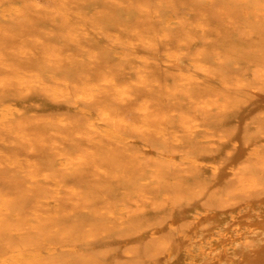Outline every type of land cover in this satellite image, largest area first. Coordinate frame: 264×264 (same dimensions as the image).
Wrapping results in <instances>:
<instances>
[{
  "label": "rangeland",
  "instance_id": "rangeland-1",
  "mask_svg": "<svg viewBox=\"0 0 264 264\" xmlns=\"http://www.w3.org/2000/svg\"><path fill=\"white\" fill-rule=\"evenodd\" d=\"M5 1L0 0V4H4ZM10 1H12V2H10ZM43 1L42 0H37V1L34 0L32 3L35 5V7L33 8V6L30 7L27 5V4L31 3L28 0L27 1L26 0H8V2L10 4L18 5L19 8H21V11L18 14L19 16L18 15L16 16L13 14V15H7L4 17L1 14L2 12L0 9V28L3 27L2 29L5 30L4 35L0 36V52H1L0 53V61L2 62V60H3V62H4V58H6L4 64L0 63V70H1L0 71V79H4V80L8 81L6 84V89L12 90V91L13 90L14 91L20 90L18 83L14 80L13 72H11V69L16 70V68H17V69H19V71L17 70L16 72H20V73L26 72V73L34 74V75L40 76V77L44 76L43 79L45 80V82H47V83L51 82L50 84H52V79L47 74H53L58 78L63 77L64 79H67L68 82H71V83H74L75 81H76L75 83L79 82L80 80L83 79V77L85 75H91L92 77L94 75H96V76H94V79L96 81H99V79L101 78V77H99V79H98L99 75L102 74L101 76H103V74L104 75H110L111 74V76L114 75L113 78L116 79L117 84L119 83L118 89L121 90L122 88H127L130 90V87H131V94L134 95V97L132 96L130 99L131 101L128 100L129 102L126 101L124 104L120 103L121 105L119 108L122 109V107H123V109L120 110V109H117L119 106V102L116 100L115 91L112 89H109L110 92L107 91L106 93L101 94V97H99L98 100H96V101L92 100V101H85L84 103H80L79 108L77 106H72L71 103L70 104L69 103H61V102L55 103V104H53V107L47 111H38L36 113L38 118H40V119L45 118V114L49 115V112H50L51 116L55 117L57 115L56 119L61 118V117L62 118H67V117L73 118V116H75L74 117V118H76L75 120L81 122L86 118L83 110H89L92 114L91 119L95 122L96 119L101 118V113H100L101 111L100 110H102V109L107 110L108 109L109 112L116 114V115H119L120 117L122 116L121 118L129 119V121L131 120L134 122H138L139 115L135 114L136 112L134 111V107L143 101H148V103L151 104V106H155V107H152L153 110H151L153 118H156L157 116H160L161 114L164 115L165 117L169 116L168 118H171V119H172L171 116H173V115H175L176 117L173 119L174 120L173 124L166 123V124L162 125V127L165 126L164 129H162V132H163V134H166L163 136V139H162V135L161 136L158 135V133H156V131H155V129H157L156 126H158L160 124L156 123V121L152 120L153 128L149 131L132 132V131H129V130L122 128L121 133H123V135L126 136L127 139L130 140V141L127 140L126 141L127 143L123 142L122 144H116L115 142H113L111 140L110 141L106 140V141H104L105 142L104 146H99L95 142L96 139L100 138V135L97 133L95 126H94V128H90V127L88 128L87 127L88 132L86 131V127L85 128L82 127L80 129L78 127L80 132L77 133L76 135H72V137L71 136L69 137L68 136L69 133L67 132V130L65 131L64 127L58 126V124H57L58 120H56L54 117H51V116H48V117H51L53 119L49 125L39 126V127L31 126L28 130V133H29V131L31 133H29L30 135L27 139H23V138L15 139V138L10 137L9 135L0 134V151H1V154H0V160H1L0 161V164H1L0 165V189H1L0 193L3 196H5V199H6L5 203H6V206L9 208V211L10 212L15 211L16 214L21 215V216H18L17 218H15L12 215L6 216V220H5L6 224L4 226V227H6V229L0 231V254H2L0 256H6L5 253L8 251L5 249H7V247H11V248H15V247L19 248L20 247V248H22L20 250H32V249L38 250V249H41L38 251L41 252V254H42L43 264H179V260H176L177 255L174 254L175 253L174 251H175V249L179 250L180 248H184L183 247V245H184L183 240L185 239V236L183 238H180L181 235H178V234L181 233L180 232L181 230H183V229L185 230L188 226H190V224H188V222L185 219H180L173 224V226H172L173 228L171 227V225H169V226H166V227L161 229L160 226L157 224L156 220L153 217L149 216L147 212H144V209H150L152 206L151 203H153V200H155V201L157 200L158 202L163 201V198L161 197V191L163 192L164 189H167L172 194H176L178 191L177 189L179 188V182L186 179V174H184L185 173L184 168H186V166L185 167L181 166L182 164H180L179 158L174 155L175 144L173 142L174 137H172V136L176 135L180 138L182 137L183 139L190 141L192 146L196 147V149H201L204 146V145L202 146V143H200L198 141V139L201 137V135H204L203 132H201L199 130L198 131L195 130V131H192L191 133H189V131H186L187 130L186 126H189V122L181 120L182 119L181 116L187 115L189 117L196 118L198 121H200V123L202 125L207 124L206 121H208V123H209L212 120L211 119L209 120L210 117H207L204 113L200 115V113L197 111V108L200 104L198 105L197 103H194L193 100H189L186 97H183V93H181L180 88H179L181 80L176 75H174V78H172L168 74V68L165 66L166 65L165 62H167V56L166 55H171V54L177 52V50L179 52L181 49H182V51L185 50L184 53L183 52H180V53L177 52L178 57H177L176 64L178 63L179 66H178V64H177V66L180 68L177 69L176 71L181 70V72L187 73L189 71L188 69H190V67L188 66L189 65L188 61L190 62L193 59L198 58L199 54L201 52H203L202 58L204 59V62L208 66L210 65L212 69L216 70L217 74L219 76H221V73L229 72V73L239 75L242 78L246 77L244 80H247V78H249L248 77L249 68L247 67L248 64L246 62L247 61L256 62V60L258 61L259 58H258L256 50L257 51L258 50L264 51V41H263L264 40V33L261 35V37L263 36L262 38L256 37L257 39L256 38L254 39L255 40L254 43L252 42L253 45L254 44L258 45L257 46L258 49L255 50V48H253V47H248V50H247L248 52H244V53H240V54L239 53L238 54H236V53L226 54L225 65H223L225 67L224 68L218 62H216V60L220 56V53H222V52L224 53V51L222 50L223 44H225V45L229 44V46H232L233 44H235L236 39L240 35H242L241 30L239 28V24H241L240 22H242V20H243V18H241L242 20L239 19L241 16L239 13H238V15H237V13H235L232 16L226 18L225 20L222 19V18H224L222 12L227 9L228 5H229L228 8L230 6L232 7V4H230L229 2H227L225 0H217L218 2L216 3V5L214 4L213 6H209L204 0H191V1L190 0H142V1L141 0H56L59 4L61 2H64V1L68 2V4H71V6L76 7L77 11L79 10V12H81L83 10L81 13L84 15L83 16L84 20H81V21L77 20L80 27L74 25V28H73L74 30L73 29L71 30V32L73 33L72 37L75 38L77 36L76 39H77V42H79L78 45H76L77 42L76 43H73L72 41L70 42V38L68 37L69 35H67V33H66L67 30L65 28H63V26H62V21L60 18L61 14L51 12L52 11L51 6H53V5H51L52 2L53 3H57V2L55 0H43ZM66 2H65V4L67 5ZM76 2H78V3H76ZM141 3L143 5H140ZM168 3H170V4H168ZM196 3H198V4H196ZM5 4H4V6H5ZM206 4H207V6H206ZM22 5H24L25 7ZM49 5L51 8L49 7ZM95 5H97V6H95ZM190 6L192 7V9L190 8ZM47 7H48V9H47ZM102 7H103V9H102ZM207 7H210V8H207ZM28 8L30 10L31 9L32 10L28 11L27 10ZM25 9L28 12H26ZM97 9H99V10H97ZM93 10H95V12ZM154 10H156V11L154 12ZM191 10L194 12H191ZM154 13H156V14H154ZM171 13L175 17L174 18L175 20H173L170 24H166L168 17L171 15ZM199 14H202L203 16L205 15L207 17V20H209L208 23L211 24L210 25L211 29L210 28L209 29H210V32H212V33H209V35H207V36H204L201 32L194 29L195 25H193V24L198 22L197 20H199ZM28 15L31 17H28ZM50 15H51V17H50ZM234 15H237V17ZM12 16H14V17H12ZM85 16H86V18H85ZM48 17H50V18H48ZM95 18H97V19H95ZM111 19H113V20H111ZM188 20L189 21L191 20V21L188 22ZM233 20H235V21H233ZM262 20H263V25H264V18ZM135 22H136V24H135ZM142 22L144 23V25ZM101 24H102V26H101ZM1 25H2V27H1ZM231 26H233V27H231ZM33 27H35V28H33ZM60 27H62L63 29ZM31 28H33V29H31ZM135 28H137V29H135ZM139 28H140V31H139ZM187 28H188V30H187ZM225 28H227V29H225ZM237 28L239 30H237ZM104 29H106L107 31ZM212 29H214V30H212ZM6 30H8L9 32L8 31L6 32ZM14 30H16V31H14ZM101 30L103 32L110 31V33H113V32L116 34L118 33V35L121 38L123 37L122 39L127 38L128 40H130L134 43L137 41L135 44H137L138 47L146 49L148 55H150V57L153 56L152 57L153 59L150 58V61L146 65H144V67L139 63L131 62V63H129V65H127L125 67V69H124V71H122V73L120 72V75L117 74V69H115V67L120 65V60L118 58L114 57L112 54L109 55L108 50L111 48V45L109 44L110 42H109L108 37L105 35L106 33L100 32ZM154 30L156 31V33ZM12 31L14 34L12 33ZM141 31H142V33H141ZM162 32H164V33H162ZM225 32H227V34ZM9 33H12V34H9ZM17 33H18V35H17ZM62 33H64V34H62ZM200 34H201V36H200ZM14 35H16V36H14ZM65 35H67V36H65ZM6 36H8V37H6ZM13 36H14V38H13ZM23 37L25 38V40ZM165 37H167V38H165ZM13 40H15V41H13ZM45 43H47V45H49V46H47ZM189 43H191V44L189 45ZM1 44H2V46H1ZM56 44H57L58 48L56 47ZM65 45H68V46L66 47ZM79 45H81V47L82 46H84V47L83 48L77 47ZM200 45H201V47H200ZM68 47H70V48H68ZM1 48H3V49H1ZM55 48H57V49L55 50ZM89 48H92V49L88 50ZM186 48H188V49H186ZM93 49H94V51H92ZM204 49H206V50L204 51ZM218 49H220V50H218ZM77 51H79V52L77 53ZM206 51H209L210 54H208V52H206ZM21 52L25 53V54H23V56H22ZM50 52L51 53L53 52L52 53L53 55L49 54ZM67 52H70V53L66 54ZM92 52H94L96 54L98 53L100 59L95 58L92 55ZM153 52L156 54L154 55ZM170 52H171V54H170ZM236 52H238V50H236ZM254 52H256V54ZM7 53L9 54V56ZM38 53H40V54H38ZM2 54H3V56H2ZM5 54H7V55H5ZM48 54H49V57H48ZM54 54H55V56H54ZM56 54H58V55H56ZM90 54L92 55L93 60L90 59L91 58ZM214 54H216V55H214ZM60 55H62V57H60ZM189 55H192V56H189ZM217 55H218V57H217ZM5 56H7V57H5ZM69 56H70V58H69ZM87 56H89L90 58H88ZM187 56H188V58H187ZM195 56H197V57H195ZM230 56L233 58H231ZM2 57H4V58H2ZM19 57H20V59H18ZM215 57H217L216 60H215ZM1 58H2V60H1ZM240 58H241V60H240ZM31 59H33L34 62H32L33 60H31ZM154 59H156V60H154ZM233 59H235V60H233ZM40 60H42L43 62ZM207 60H208V62H207ZM11 61H12V63H10ZM48 61H50V63ZM21 62H22V64H21ZM58 62H60V63H58ZM116 62H117V64H115ZM162 62H164L163 63L164 65H162ZM226 62H227V64H226ZM231 62H233V63H231ZM14 63H15V65H14ZM16 63L17 64L19 63L20 66H17ZM102 63L104 64V68H103ZM107 63L108 64L111 63V64L108 65ZM80 64H84V65H80ZM113 64H115V66ZM137 64H139V65H137ZM159 64H161V65H159ZM184 64H187V65H184ZM44 65H45V67H44ZM106 65H108V66H106ZM237 65H239V68H237ZM23 66H25V67H23ZM26 66H27V68H26ZM81 66L83 68H81ZM84 66H86V67H84ZM216 66H217V68H216ZM38 67H40V68H38ZM57 67H58V69H57ZM77 67H80V68H77ZM107 67H109V68H107ZM137 67H138V69H136ZM141 67H143V69H144L143 70L144 75H143V73L139 72V68H141ZM245 67H247L246 70H245ZM41 68L44 69L45 72L44 71L43 72L45 74L42 72L43 69H41ZM51 68H52V70H51ZM64 68H66V69H64ZM105 68H107V69H105ZM46 69H47V71H46ZM53 69H55V70H53ZM102 69H103V71H102ZM109 69H110V71H109ZM68 70H69V72H67ZM153 70H154V72H153ZM226 70H228V71H226ZM229 70L232 72H230ZM104 71L107 72V74ZM4 72H7V73H4ZM102 72H104V73H102ZM244 72H245V74H244ZM123 73H124V75H123ZM139 73L142 74L146 78V83L142 84V82L139 81V76H140ZM165 73H166V75H165ZM56 74H58V75H56ZM80 74H82V75H80ZM115 74H117L118 76ZM135 74H137L139 76H136ZM128 75H130V76H128ZM9 77H10V79H9ZM136 77H137V80H136ZM73 78H74V80H73ZM150 79H151V82L149 81ZM153 79L157 80V82H154ZM129 80H133V82H131ZM125 82H128V83H125ZM165 83H167V84L165 85ZM173 83L175 84V86ZM9 84H10V86H9ZM139 84H141V85H139ZM158 84H159V86L161 85L160 86L161 88L160 87L158 88ZM129 85H131V86H129ZM168 85H169V88L167 89ZM197 87H195V89H194V93H196V94H194V97L196 98V100L199 101V99H197V96L199 97L200 95L203 94V92L199 87H198L199 89ZM142 90H144V91H142ZM137 91H138V93H137ZM170 93H172V94H170ZM0 94H1V90H0ZM135 94H138V96ZM178 95H179V97H178ZM150 98H152V99H150ZM141 100H143V101H141ZM160 100H162V101L159 102ZM99 101H100V103H99ZM104 101H106V102H104ZM136 102H138V103H136ZM162 102H164V103H162ZM106 103L107 104L109 103V104L107 105ZM190 103H191V105H189ZM99 104L101 106H99ZM169 104H171V105L169 106ZM158 106L159 107L162 106V107H160L161 109L158 108ZM85 108H89V109H85ZM126 110L128 112H126ZM31 111H32V106H30V108L27 109V112H31ZM171 111L172 112L174 111V113L175 112L176 113L172 114ZM80 112H82V113H80ZM179 112H180V114H179ZM163 113H165V114H163ZM42 114H44V115H42ZM58 114L62 115V116L58 117ZM66 114H67V116H66ZM129 115H132V117ZM202 115H204L206 118L203 117L205 119H202V117H201ZM46 117H47V115H46ZM54 122H56L57 125H55ZM229 126H232V123H229ZM165 128H167V129L165 130ZM171 128H172V130H170ZM158 129H159V126H158ZM175 129L178 131H175ZM84 130H85V132H84ZM90 130H94L93 132H95V133H93ZM37 132L38 133L41 132L42 134H38ZM174 132H177V134ZM179 133H181L182 135H180ZM32 134H33V136H32ZM83 134H84V136H83ZM168 134L171 135V137L168 136ZM68 137H69V140H68ZM154 137H156V138H154ZM2 138H4L5 140H3ZM62 138H64V139H62ZM157 139H159V140H157ZM165 139H167V140H165ZM75 142L78 144H76ZM84 142H86V143H84ZM86 144H88V145H86ZM105 144H107V145H105ZM110 146H112V147H110ZM143 147H145V148H143ZM146 147H149V150ZM82 148H84V149H82ZM171 148L172 149L174 148V149L172 150ZM21 149H22V151H21ZM61 149H63V150H61ZM28 150H30V151H28ZM38 150H41V151L38 152ZM49 150H51V151H49ZM78 150H80V151H78ZM104 150H105V152H104ZM12 152H13V154H12ZM99 152L102 153L101 155L104 158H105V156L107 157V158L103 159V161H106L107 164L101 163L99 161V159L96 156L97 153H99ZM76 153H78V154H76ZM100 153H99V155H100ZM111 153L115 154V158H117V162H118V168L117 169L112 168L108 164V162H110V160L113 158V157L110 158L112 156ZM107 154H108V156H107ZM126 154H128V155H126ZM5 155L7 157H12V156L18 155L17 157L21 159V165H20L21 168L19 166L12 167V166L8 165L7 161L4 158ZM71 156L73 158L75 156L76 157L73 159ZM130 156L132 157L133 160L131 159ZM80 157H82V158L78 159ZM157 157H159V158H157ZM61 158L68 159L71 162V168L66 169V170L62 169V167L60 165ZM136 158H138V159L135 160ZM153 158L155 159V161L153 160ZM30 160H31V163L33 164V167H31L33 169H30L26 166L25 162L30 161ZM129 161L132 164H130ZM140 161H142L143 163ZM166 161H168V162H166ZM173 161H175V162H173ZM123 163H125V164H123ZM158 163H162V164L165 163L168 165L167 166L168 167V174L166 175V177H164L162 179L160 178V174L158 172V170H159L158 165H157ZM175 163H177V164H175ZM150 164H152V166ZM177 165H179V167ZM25 167H27V168H25ZM154 167H157V168L152 170ZM169 167H170V169H169ZM178 168H179V170H178ZM23 169H25V170H23ZM29 170L35 171V173L38 172V176H40V177L37 176V181H31V179H29V177L27 175L29 173ZM140 170L142 171V173ZM143 170H144V172H143ZM173 171L176 174L177 173L178 174L175 175V173ZM103 172H105V173H103ZM157 172H158V174H157ZM110 173H111V175L114 173L125 174L126 178H124L122 181H116V180L113 181L110 179V176H109ZM42 175H44V176H42ZM179 175H181V176H179ZM9 176L10 177L12 176V177L10 178ZM58 177H60V178L58 179ZM152 177H153V179H152ZM178 177H180V179ZM14 178H16V180H18V181H16ZM17 178H20V179H17ZM54 178H56V179H54ZM145 178L148 181L145 180ZM150 178H151V180H150ZM178 179H179V181H178ZM64 180H65V182H64ZM7 181L10 183H7ZM16 182H17V184H16ZM134 183H136L137 185ZM192 183H194V180L192 181ZM49 184H51V185H49ZM148 184H151L150 186H154V187L161 186V188L159 187L160 189L155 190V192L150 191V193H151L150 194L149 191L145 192ZM142 185H143V187H142ZM67 186H69V187H67ZM59 187H63V188H59ZM112 187H113V190H112ZM127 187L129 189H127ZM223 187H225L224 184L217 185V186L214 184L209 185V186L208 185L205 186L206 191H208V193L206 195V198L208 199V206L213 211H219L220 210V207H219L220 201L218 200L216 194H217L218 190L220 188H223ZM10 188H13V189H10ZM5 189H7L9 191H7V190L5 191ZM28 190L32 191V193L31 192L27 193ZM143 190H145V191H143ZM20 191H22V192H20ZM133 191H136V192L138 191L137 192L138 194L135 192L136 193V195H135L133 193ZM55 192H56V194H55ZM6 193H7V195H6ZM45 193L48 194L47 195L48 198L46 197ZM107 193H109V194L107 195ZM124 193H126V194L128 193V196L123 195ZM143 193H144V195L146 193L147 194L145 196H143ZM19 194H21V196ZM42 194H44V195H42ZM67 194H68V196H67ZM74 194H75V196H73ZM99 194H101V195H99ZM110 194H111V196H110ZM132 194H134L135 197ZM153 194H155V195H153ZM148 195H149V197H151V199L146 197ZM37 196H39V197H37ZM40 196H41V198H40ZM50 196L53 197V199ZM64 196H65V198H64ZM103 196H105V197H103ZM58 197H59V199H58ZM87 197H91L92 201H94V202H92L90 199H89L90 200L89 201ZM54 198H56V199H54ZM122 198H124V199H122ZM133 198H135V200L132 201ZM174 199H176V198L174 197ZM13 200L16 203H14ZM31 200H32V202H31ZM34 201L36 203H38V202L39 203L36 204ZM69 201H71V202L69 203ZM184 202H183V198L178 197L177 201L174 202V205L166 207L164 212L169 214V215H172L170 213V211L181 210V208L188 207L190 210L188 212L192 213L193 211H191V207H192L193 203L189 201L188 203L185 204ZM130 203H131V205H130ZM39 204H42V206ZM109 204H110V206H109ZM223 204L228 206V203H226V202H223ZM18 205H20V206H18ZM30 205H32V206H30ZM53 205H55V206H53ZM104 205H106V206H104ZM49 206H51V207H49ZM121 206L123 208H125L126 212L124 214H121L118 211L119 207H121ZM97 207H98V209H97ZM130 207L132 209H130ZM91 208H92V210H91ZM93 208H95V210ZM226 209L229 213H231L232 210L230 209V207H228ZM99 210L101 212H99ZM111 210H112V213H111ZM108 213H111V214L109 215ZM112 214L113 215L115 214V216H113ZM138 214H139V217H138ZM129 219H131V220H129ZM190 219H191L190 217L187 218V220H190ZM17 220H18V223H17ZM37 220H39V221H37ZM43 220H45V221H43ZM30 222L33 224H31ZM22 224H23V226H22ZM36 224H38V225H36ZM53 225H54V227H53ZM36 227H37V229H35ZM99 227H101L102 229H99ZM33 228H34V230H33ZM35 230H37V231H35ZM35 234H37V236ZM262 234L263 235L259 236L260 237L259 239L261 240V243H260L261 245L259 247V250L256 253V257L254 258L252 253L246 252V255L243 257V264H264V232ZM8 236L11 239L8 238ZM12 236L14 238H12ZM175 236H177L178 239ZM29 239H30V241H29ZM48 239H49V241H48ZM54 241L56 244H54ZM31 242H35V245ZM50 242L51 243L53 242V244H51ZM178 242H180V243H178ZM17 244H19V245L15 246ZM149 245H150V247H149ZM144 246H147V248H145ZM157 246H159V247H157ZM3 247H5L4 250L2 249ZM52 249L54 250V253H51ZM171 250H173V251H171ZM2 251L4 254L2 253ZM171 252H173V253H171Z\"/></svg>",
  "mask_w": 264,
  "mask_h": 264
},
{
  "label": "bare ground",
  "instance_id": "bare-ground-1",
  "mask_svg": "<svg viewBox=\"0 0 264 264\" xmlns=\"http://www.w3.org/2000/svg\"><path fill=\"white\" fill-rule=\"evenodd\" d=\"M6 1H5L6 4L4 3L5 6H4V4H0V9H1V12H2L1 14L4 17L7 16V15H13V14L17 16L19 14V12L21 11V8H19L18 5L10 4L8 2V0H6ZM28 1H30L31 3H29L27 5L30 6V7L33 6V8H34L35 5L32 3L34 0H28ZM204 1L209 6H213L214 4L216 5V3L218 2L217 0H204ZM225 1L229 2L230 4H232V7L230 6L228 8L229 5L227 4L228 5L227 6V9L222 12V14L224 16V18H222V19L225 20L226 18L232 16L233 14L237 13V15H238V13H239L242 16V17L240 16L239 19L243 18V20L241 19L242 22H240L241 24H239V28L241 30L242 35H240L241 33L239 34L240 36L236 39L235 44H233L232 46H229V44L228 45L223 44V49L222 50L224 51V53L223 52L220 53V56L219 57H218V55H219L218 54L217 55L218 59H217V57H215V60L217 59L216 62H218L222 66L225 65V60H226L225 57H226V54H230V53H236V54L239 53L240 54V53L248 52L247 51L248 50V47H253V48H255V50L258 49V47H257L258 45H256V44L253 45L252 42L254 43V41H255L254 39L256 37L262 38L263 36L261 37V35L264 33V25H263V20H262L264 18V0H225ZM10 2H12V1H10ZM65 2L66 1L61 2L60 4L58 2L57 3H53L52 2L51 5H53V6H51L52 7V11L51 12H53V13L55 12V13L61 14L60 15V18H61V21H62V26H63V28H65L67 30L66 33H67V35H69L68 37L70 38V42L72 41L73 43H76L77 42V39H76L77 36L75 38L72 37V34L73 33L71 32V30L74 28V25L80 27L79 24H78V22H77V20L78 21L84 20L83 19V16L84 15L81 13L83 10L81 12H79V10L77 11L76 7L71 6V4H68V2H66L67 3V5H66ZM76 3H78V2H76ZM168 4H170V3H168ZM196 4H198V3H196ZM207 4H206V6H207ZM24 5H22V6H24ZM140 5H143V4L141 3ZM95 6H97V5H95ZM49 7H50V5H49ZM190 8L192 9L191 6H190ZM207 8H210V7H207ZM47 9H48V7H47ZM102 9H103V7H102ZM27 10L29 11L30 9L28 8ZM27 10H26V12H28ZM95 10H93V11L95 12ZM97 10H99V9H97ZM155 11L156 10H154V12ZM191 12H194V11L191 10ZM156 13H154V14H156ZM237 15H234V16L237 17ZM86 16H85V18H86ZM12 17H14V16H12ZM28 17H31V16L28 15ZM50 17H51V15H50ZM50 17H48V18H50ZM174 18L175 17L171 13V15L168 17V20H167V23L166 24H170L173 20H175ZM95 19H97V18H95ZM111 20H113V19H111ZM190 21L188 20V22H190ZM197 21H198L197 23H194L193 24V25H195L194 26V29L195 30L201 32L204 36H207V35H209V33H212V32H210V29H211L210 28V25L211 24L208 23L209 20H207V17L205 15L203 16L202 14H199V20H197ZM233 21H235V20H233ZM135 24H136V22H135ZM2 25H1V27H2ZM143 25H144V23H143ZM101 26H102V24H101ZM231 27H233V26H231ZM2 28H0V36L4 35V32H5V30L2 29ZM33 28H35V27H33ZM33 28H31V29H33ZM60 28H62V27H60ZM140 28H139V31H140ZM106 29H104V30H106ZM135 29H137V28H135ZM225 29H227V28H225ZM187 30H188V28H187ZM212 30H214V29H212ZM237 30H239V29L237 28ZM7 31L8 30H6V32ZM14 31H16V30H14ZM106 31L103 32L101 30L100 32L106 33L105 35L109 39V42H110L109 44L111 45V48L108 50V53H109V55L112 54L114 57H116V58H118L120 60V65H118V66L115 67V69H117V74L120 75V72L122 73V71H124L125 67L127 65H129V63H131V62L139 63V64H141L144 67V65H146L150 61V58L153 57V56L150 57V55H148L146 49L141 48V47H138L137 44H135L137 42L136 40H135L136 42L134 43V42L128 40L127 38L126 39H122L123 37L121 38L118 35V33L116 34L114 32L113 33H110V31H108V32H106ZM12 33H13V31H12ZM12 33H9V34H12ZM141 33H142V31H141ZM155 33H156V31H155ZM162 33H164V32H162ZM225 33L227 34V32H225ZM62 34H64V33H62ZM17 35H18V33H17ZM67 35H65V36H67ZM14 36H16V35H14ZM14 36H13V38H14ZM200 36H201V34H200ZM6 37H8V36H6ZM165 38H167V37H165ZM24 40H25V38H24ZM13 41H15V40H13ZM78 43L79 42H77L76 45H78ZM45 44L47 45V43H45ZM190 44L191 43H189V45ZM81 45H79L77 47H81ZM1 46H2V44H1ZM47 46H49V45H47ZM65 46L67 47L68 45H65ZM56 47H57V44H56ZM83 47L84 46H82L81 48H83ZM200 47H201V45H200ZM57 48H55V50ZM68 48H70V47H68ZM1 49H3V48H1ZM90 49H92V48H89L88 50H90ZM186 49H188V48H186ZM205 50L206 49H204V51ZM218 50H220V49H218ZM236 50H238V52H236ZM92 51H94V49ZM184 51H182V49L180 50V52H183V53H184ZM78 52L79 51H77V53ZM177 52H179V51L177 50ZM177 52H175L176 54L175 53L171 54V52H170L171 55H166L167 56V62H165L166 63L165 66L168 68V74H169V76H171L172 78H174V75H176L181 80L179 88H180L181 93H183V97H186L189 100H193V102L194 103H197L198 105L200 104L198 106V108H197V111L200 113V115L204 113L207 117H210L209 120L211 119L212 121L209 122V123H208V121H206L207 124H203L202 125L200 123V121H198L196 118L189 117L187 115H184V116L182 115L181 116V118H182L181 120L186 121V122H189V126H186V128H187L186 131H189V133H191L192 131H195V130L196 131L199 130V131L203 132L204 135H201V137L198 139V141L200 143H202V146L203 145L204 146L201 149H196V147H193L192 146V144L190 143V141H187V140L183 139L182 137H181L182 138L181 139L180 137H178L176 135L175 136L174 135L172 136V137H174L173 138V142L175 144V146H174L175 149L173 148L174 151H175L174 155L179 158L180 164H182L181 166H184V167L186 166V168H184V170H185V173L184 174H186V179H184L183 181L179 182V188L177 189L178 191L176 190L177 191L176 194H172L167 189H164L163 192L161 191V197L163 198V201H159L158 202L157 200L155 201V200L152 199L153 200V203L150 202L151 205H152L151 208L150 209H144V212H147L149 216L153 217L156 220L157 224L160 226L161 229L164 228V227H166V226H169V225H171V227H172L173 224L176 221L180 220V219H185L188 222V224H190V226H188L185 230L184 229L181 230L180 231L181 233L178 234V235H181L180 238H183L185 236V239L183 240V242H184L183 247L184 248H180L179 250L175 249V251H174L175 252L174 254L177 255V259L176 260H179V264H243V257L246 255V252L252 253V255L254 256V258L256 257V253L259 250V247L261 245L260 244L261 243V240L259 239L260 238L259 236L260 235H263L262 233L264 232V147H263L264 146V51H262V50H258L257 51L256 50L257 55H258V58H259L258 61L256 60V62H250V61H247L246 62L248 64L247 67L249 68V71H248L249 72L248 73V77L249 78H247V80H244L246 77L245 78H242L239 75H236V74H233V73H229V72L221 73V76H219L217 74V71L216 70L212 69L210 65H209L210 66L209 67L204 62V59L202 58L203 52H201L202 54L201 53L199 54V57L198 58H195V59H193L190 62L188 61V64H189L188 66L190 67V69H188L189 71L187 73L186 72H181V70L176 71L177 69L180 68V67H178L179 64L177 63L178 66L176 64L177 57H178ZM206 52H208V54H210L209 51H206ZM256 52H254V53L256 54ZM52 53L50 52L49 54L53 55ZM68 53H70V52H67L66 54H68ZM7 54H5V55H7ZM23 54H25V53H22L21 55L23 56ZM38 54H40V53H38ZM49 54H48V57H49ZM153 54L155 55L156 53L153 52ZM56 55H58V54H56ZM92 55L95 58H97V59L99 58L98 53L96 54V53L92 52ZM92 55H91V58L89 56H87V57L90 58V59H92ZM214 55H216V54H214ZM2 56H3V54H2ZM8 56H9V54H8ZM54 56H55V54H54ZM189 56H192V55H189ZM5 57H7V56H5ZM60 57H62V55H60ZM195 57H197V56H195ZM2 58H4V57H2ZM2 58H1V60H2ZM69 58H70V56H69ZM187 58H188V56H187ZM231 58H233V57H231ZM5 59L6 58H4V62H5ZM18 59H20V57ZM31 60H33V59H31ZM154 60H156V59H154ZM233 60H235V59H233ZM240 60H241V58H240ZM40 61H42V60H40ZM4 62H3V60H2V62L0 61V63H2V64H4ZM32 62H34V60ZM48 62L50 63V61H48ZM207 62H208V60H207ZM10 63H12V61ZM58 63H60V62H58ZM163 63L164 62H162V65H164ZM231 63H233V62H231ZM21 64H22V62H21ZM110 64H108V65H110ZM115 64H117V62ZM115 64H113V65L115 66ZM139 64H137V65H139ZM226 64H227V62H226ZM14 65H15V63H14ZM80 65H84V64H80ZM102 65H103V68H104V64L103 63H102ZM108 65H106V66H108ZM159 65H161V64H159ZM184 65H187V64H184ZM17 66H20L19 63L17 64ZM27 66H26V68H27ZM23 67H25V66H23ZM44 67H45V65H44ZM84 67H86V66H84ZM109 67H107V68H109ZM143 67L139 68V72L143 73V70H144ZM247 67H245V70H246ZM38 68H40V67H38ZM77 68H80V67H77ZM81 68H83V67L81 66ZM107 68H105V69H107ZM216 68H217V66H216ZM237 68H239V65H237ZM41 69H43V68H41ZM57 69H58V67H57ZM64 69H66V68H64ZM136 69H138V67ZM17 70L19 71V69H17V68H16V70L11 69V72H13L14 80L18 83V86H19V89H20L19 91L7 90L6 89V84H7L8 81H6L4 79H0V90H1V94H0V134H6V135H9L10 137L15 138V139H17V138L27 139L29 137V135H30L29 133H31L30 131L28 133V130H29V128L31 126H33V127H39V126L49 125L52 122V120H53L51 117H54V116H51L50 112H49V115L48 114H45V118H42V119L38 118L37 115H36V113L38 111H47V110L51 109L53 107V104H55V103H58V102H61V103H69V104L71 103L72 106H77L79 108L80 103H84L85 101H92V100L93 101H96V100H98L99 97H101V94L106 93L107 91L110 92L109 89H112V90L115 91L116 100L119 102V106H118L117 109H120L119 107H120L121 104H124L126 101L130 100L132 96L134 97V95L131 94V87H130V90L127 89V88H122L121 90H119L118 89V84L119 83L117 84L116 79L113 78L114 75L111 76V74L110 75H104L103 74V76H101L102 74L99 75L98 76V79H99V77H101L99 79V81H96L94 79V76H96V75H94L93 77L91 75H85L83 77V79L80 80L77 83H75L76 81L74 83L68 82V80L67 79H64L63 77L62 78H58V77H56L53 74H47L52 79V84H50L51 82L50 83L49 82L48 83L45 82V80L43 79L44 76L43 77H40V76H36L34 74H30V73H26V72L25 73H20V72H16ZM51 70H52V68H51ZM53 70H55V69H53ZM43 71H44V69L42 70V72ZM46 71H47V69H46ZM102 71H103V69H102ZM109 71H110V69H109ZM226 71H228V70H226ZM67 72H69V70ZM104 72H102V73H104ZM153 72H154V70H153ZM230 72H232V71H230ZM4 73H7V72H4ZM105 73L107 74V72H105ZM117 74H115V75H117ZM244 74H245V72H244ZM56 75H58V74H56ZM80 75H82V74H80ZM123 75H124V73H123ZM135 75L136 76H139L140 75L139 76V81H141L142 84L143 83H146V78L143 76L144 73H143V75L140 74V73H139V75H137V74H135ZM165 75H166V73H165ZM128 76H130V75H128ZM9 79H10V77H9ZM73 80H74V78H73ZM136 80H137V77H136ZM129 81L133 82V80H129ZM149 81L151 82V79ZM154 82H157V80H154ZM125 83H128V82H125ZM166 84L167 83H165V85ZM139 85H141V84H139ZM9 86H10V84H9ZM129 86H131V85H129ZM160 86L158 84V88ZM174 86H175V84H174ZM197 86L203 92L202 95H200L199 97L197 96V99H199V101L196 100V98L194 97V94H196V93H194V89ZM168 88H169V85H168L167 89ZM144 90H142V91H144ZM137 93H138V91H137ZM170 94H172V93H170ZM135 95L138 96V94H135ZM178 97H179V95H178ZM150 99H152V98H150ZM141 101H143V100H141ZM161 101L162 100H160L159 102H161ZM104 102H106V101H104ZM99 103H100V101H99ZM136 103H138V102H136ZM162 103H164V102H162ZM29 105L32 106V111L31 112H27V109L30 108ZM170 105L171 104H169V106ZM189 105H191V103ZM99 106H101V105L99 104ZM152 107H155V106H151V104H149L148 101H143V102L137 104V106L134 107V111L136 112L135 114H138L139 115L138 122H134V121H131V120L129 121V119L121 118L122 116L120 117L119 115L113 114V113L109 112L108 109L107 110L106 109L100 110L101 111L100 112L101 113V118L96 119L95 122L91 119L92 114H91V112L89 110H83L84 115L86 116V118L83 121H81V122L75 120L76 119V118H74L75 116H73L74 119L72 117L71 118H68V117L67 118H62L61 117V118L56 119V116L57 115L54 118L56 120H58L57 121L58 126L64 127L65 131L67 130V132L69 133V135H68L69 137L70 136L72 137V135H76L77 133H79L80 132L79 129L82 128V127H84V128L86 127V131L88 132L87 127L88 128L89 127L90 128H94V126H95V129L97 130V133L100 135V138H98L96 140L94 139V140L97 143V145H99V146H104V143H105L104 141H106V140L107 141L108 140L109 141L111 140V141L115 142L116 144H122L123 142L127 143L126 141L129 140V139H127V137L124 136L123 133H121V129L122 128H124L126 130H129V131H132V132L149 131V130H151L153 128L152 120H154V121H156V123H159L160 124V125H158L159 126V129H158V126H156L157 129H155V131H156V133H158V135H160V136L162 135V139H163V136L166 135V134H163V132H162V129H164V127H165V126L162 127V125L163 124H166V123L173 124L174 123L173 122L174 121L173 119L176 116L175 115L171 116L172 117V119H171V118H168L169 116L168 117L167 116L165 117L164 115L161 114L160 116H157L156 118H153L152 117V113H151L152 112L151 110H153ZM160 107H162V106H160ZM160 107L158 106V108H160ZM85 109H89V108H85ZM122 109H123V107H122ZM122 109H120V110H122ZM127 110H126V112H128ZM80 113H82V112H80ZM173 113H174V111L172 112V114ZM163 114H165V113H163ZM179 114H180V112H179ZM42 115H44V114H42ZM46 115H47V117H46ZM48 116H51V117H48ZM60 116H62V115H59L58 114V117H60ZM66 116H67V114H66ZM129 116L132 117V115H129ZM201 117H202V119H205L206 118L204 115H202ZM203 117H205V118H203ZM229 123H232V126H229ZM54 124L57 125L56 122H54ZM78 127H79V129H78ZM166 129L167 128H165V130ZM170 130H172V128ZM90 131L93 132L94 130H90ZM175 131H178V130L175 129ZM84 132H85V130H84ZM93 133H95V132H93ZM174 133L177 134V132H174ZM38 134H42V133L40 132ZM179 134L182 135L181 133H179ZM32 136H33V134H32ZM83 136H84V134H83ZM168 136L171 137V135H169V134H168ZM69 137H68V140H69ZM154 138H156V137H154ZM2 139L5 140L4 138H2ZM62 139H64V138H62ZM157 140H159V139H157ZM165 140H167V139H165ZM84 143H86V142H84ZM76 144H78V143H76ZM88 144H86V145H88ZM107 144H105V145H107ZM110 147H112V146H110ZM143 148H145V147H143ZM146 148H148V150H149V147H146ZM82 149H84V148H82ZM61 150H63V149H61ZM105 150H104V152H105ZM21 151H22V149H21ZM28 151H30V150H28ZM39 151H41V150H38V152ZM49 151H51V150H49ZM78 151H80V150H78ZM99 153H97V155H96L97 158L99 159V161L101 163L107 164L106 161H103V159H105L107 157L105 156V158H104L101 155L102 153H100V155H99ZM0 154H1V151H0ZM12 154H13V152H12ZM76 154H78V153H76ZM126 155H128V154H126ZM17 156L7 157L5 155L4 158L7 161L8 165H10L12 167H17V166L20 167V165H21V159L18 158ZM107 156H108V154H107ZM81 158L82 157H80L78 159H81ZM110 158H112V159L110 160V162L107 161L108 164L112 168L117 169L118 168V162H117V158H115V154H112V156ZM154 158H153V160L155 161ZM157 158H159V157H157ZM131 159H132V157H131ZM137 159L138 158H136L135 160H137ZM140 162H142V161H140ZM166 162H168V161H166ZM173 162H175V161H173ZM25 163H26V166L28 168L33 169V168H31V167H33V164L31 163V160L30 161H26ZM123 164H125V163H123ZM130 164H132V163L130 162ZM175 164H177V163H175ZM60 165H61L62 169H65V170L71 168V162L68 159L61 158ZM150 165L152 166V164H150ZM157 165H158V168H159L158 172L160 174V178L162 179V178L166 177V175L168 174V167H167L168 165L165 164V163H163V164L162 163H158ZM177 166L179 167V165H177ZM27 167H25V168H27ZM155 168H157V167H154L152 170H154ZM169 169H170V167H169ZM23 170H25V169H23ZM178 170H179V168H178ZM143 172H144V170H143ZM158 172H157V174H158ZM103 173H105V172H103ZM141 173H142V171H141ZM177 174L175 173V175H177ZM27 175H28L29 179H31V181H37L38 172L35 173V171L29 170V173ZM42 176H44V175H42ZM109 176H110V179L113 180V181L114 180H116V181H122L124 178H126L125 177L126 176L125 174H116V173H114V174L111 175V173H110ZM179 176H181V175H179ZM38 177H40V176H38ZM59 178L60 177H58V179ZM178 178L180 179V177H178ZM14 179L16 180V178H14ZM17 179H20V178H17ZM54 179H56V178H54ZM152 179H153V177H152ZM179 179H178V181H179ZM145 180H147V179L145 178ZM150 180H151V178H150ZM193 180H194V183H192ZM16 181H18V180H16ZM64 182H65V180H64ZM7 183H10V182L7 181ZM16 184H17V182H16ZM134 184H136V183H134ZM213 184L216 185V186L217 185H221V184H224L225 185V187H223V188H220V189L218 188L219 190H218V192L216 194L218 200L220 201V205H219L220 210L219 211H213V210H211L209 208V206H208V199L206 198V195H207L208 191H206L205 186H207V185L209 186V185H213ZM49 185H51V184H49ZM150 185L151 184H148L146 191L145 190H143V191H145V192H148L149 191V193H150V191H154L155 192V190H159L161 188V186H159L160 187L159 188V187H154V186H150ZM67 187H69V186H67ZM142 187H143V185H142ZM59 188H63V187H59ZM10 189H13V188H10ZM127 189H129V188L127 187ZM6 190L7 189H5V191ZM112 190H113V187H112ZM7 191H9V190H7ZM20 192H22V191H20ZM29 192L32 193V191H29L28 190L27 193H29ZM135 192L136 191H133V193L136 195V193L138 191L136 193ZM7 193H6V195H7ZM55 194H56V192H55ZM108 194L109 193H107V195ZM134 194H132V195L135 197ZM19 195L21 196V194H19ZM42 195H44V194H42ZM47 195L48 194H46V197H47ZM99 195H101V194H99ZM123 195L128 196V193L127 194L124 193ZM145 195L143 193V196H145ZM153 195H155V194H153ZM41 196H40V198H41ZM67 196H68V194H67ZM73 196H75V194ZM110 196H111V194H110ZM37 197H39V196H37ZM103 197H105V196H103ZM146 197H148V198L151 199V197H149V195L146 196ZM174 197L176 199H174ZM178 197L183 198V202L186 200L184 202L185 204L188 203L189 201L193 203V205L191 207V211H193L192 213H189L188 212V211H190L188 207L181 208V210L170 211V213L172 215H169V214H167V213L164 212L166 207H169V206H173L174 205V202L177 201V198ZM51 198L53 199V197H51ZM64 198H65V196H64ZM87 198H88V200L90 199L92 201V198L91 197H87ZM54 199H56V198H54ZM58 199H59V197H58ZM122 199H124V198H122ZM133 200H135V198H133L132 201ZM5 201H6L5 196H3L0 193V231L6 229V227H4L5 224H6V221H5L6 220V216L12 215L15 218H17L18 216H21V215L16 214L15 211H13V212L11 211L10 212L9 211V208L6 206ZM13 202H14V200H13ZM31 202H32V200H31ZM70 202L71 201H69V203ZM92 202H94V201H92ZM223 202L228 203V206L224 205ZM14 203H16V202H14ZM38 203H36V204H38ZM39 205L42 206V204H39ZM130 205H131V203H130ZM18 206H20V205H18ZM30 206H32V205H30ZM53 206H55V205H53ZM104 206H106V205H104ZM109 206H110V204H109ZM122 206L119 207V210L118 211H119V213L124 214L126 211H125V208H123ZM49 207H51V206H49ZM228 207H230V209L232 210L231 213H229L227 211L226 208H228ZM93 209L95 210V208H93ZM97 209H98V207H97ZM130 209H132V208L130 207ZM91 210H92V208H91ZM99 212H101V211L99 210ZM111 213H112V210H111ZM111 213H108V214L110 215ZM113 216H115V214ZM138 217H139V214H138ZM188 217H190L191 219L190 220H187ZM129 220H131V219H129ZM37 221H39V220H37ZM43 221H45V220H43ZM17 223H18V220H17ZM31 224H33V223H31ZM36 225H38V224H36ZM22 226H23V224H22ZM53 227H54V225H53ZM35 229H37V227ZM99 229H102V228L99 227ZM33 230H34V228H33ZM35 231H37V230H35ZM35 235L37 236V234H35ZM175 237L178 239L177 236H175ZM8 238H10V237L8 236ZM12 238H14V237L12 236ZM29 241H30V239H29ZM48 241H49V239H48ZM31 243H33L35 245V242H31ZM178 243H180V242H178ZM51 244H53V242ZM54 244H56L55 241H54ZM18 245L19 244L15 245V246H18ZM159 246H157V247H159ZM5 247H3L2 249L4 250ZM144 247L147 248V246H144ZM149 247H150V245H149ZM20 249H22V248H20V247L19 248H16V247L15 248L7 247V249H5V250L8 251V252L5 253L6 256H0L1 257L0 258V264H40V263L43 264V262H42V260H43L42 254H41V252L38 251V250H41V249H38V250L37 249L20 250ZM171 251H173V250H171ZM2 253H3V251H2ZM51 253H54V250L53 249L51 250ZM171 253H173V252H171ZM0 255H2V254H0Z\"/></svg>",
  "mask_w": 264,
  "mask_h": 264
}]
</instances>
